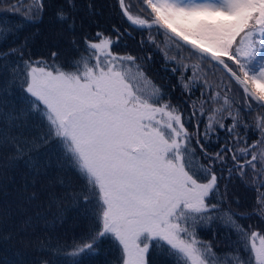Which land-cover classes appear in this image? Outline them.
I'll use <instances>...</instances> for the list:
<instances>
[{
  "label": "snow or ice",
  "instance_id": "6c2138e0",
  "mask_svg": "<svg viewBox=\"0 0 264 264\" xmlns=\"http://www.w3.org/2000/svg\"><path fill=\"white\" fill-rule=\"evenodd\" d=\"M118 3L151 43L153 31L162 32L170 47L195 57L197 63L180 65L192 77L207 65L228 83L221 78L198 108L193 101L186 119L138 57L113 51L131 32L114 25V39L83 31L95 12L89 2L81 15L77 0H63L54 12L77 52L68 67L57 51L32 58L31 37L0 50V243L23 249L0 255V264H92L100 252L116 254L111 264H264V232L240 223L252 215L264 220V114L251 143L252 125L242 116L264 113V0ZM49 6L14 0L9 10L25 15L18 28L0 22V38L42 22ZM206 76L204 87L212 89ZM206 102L214 107L201 132ZM220 131L224 142L210 152L211 134ZM17 174L21 184L10 190ZM236 178L256 193L251 212L228 200L227 184ZM72 211L81 231L69 245L51 233ZM206 228L223 229L227 238L204 240L198 230ZM27 249L36 255L29 258Z\"/></svg>",
  "mask_w": 264,
  "mask_h": 264
},
{
  "label": "trees",
  "instance_id": "16d2710c",
  "mask_svg": "<svg viewBox=\"0 0 264 264\" xmlns=\"http://www.w3.org/2000/svg\"><path fill=\"white\" fill-rule=\"evenodd\" d=\"M14 0H5L4 3H0V22L5 28L13 27L18 28L21 25V21L25 15L24 12H12L9 10L10 3ZM93 5V11L95 15L88 17L85 22L83 31L90 34H94L97 30L104 32L108 35H113L111 32L112 27L115 25L120 29L121 33L127 29L131 32V37L127 34L121 36L119 41L114 44L113 51L124 55L132 54L139 58L138 62L141 64L147 77L154 82V84L160 86L164 93L165 99H170L173 105H176L184 113L187 119L191 111L190 104L195 101L197 108L199 107L202 98L207 97L209 94H213L216 88L215 86L219 83V76L217 74H208L206 79L209 84L213 85L212 89L204 87V78L200 75L192 77V70L189 68L184 71L181 64L192 65L187 59L184 58L182 51L175 47H167L161 39L158 41V37L155 31L153 39L155 44L149 41V31L147 29H137L131 27L122 17L118 0H77V5L80 9L81 15L86 12L85 5L87 3ZM46 3L51 5L46 8L42 22L35 25L25 24L21 31L10 37L0 38V50H6L8 47L16 46L24 37H31L29 40V49L32 58H47L52 51L60 53L59 60L65 67H68V61L77 55L70 44L68 43L69 34L64 32L61 26L56 22L54 12L55 7L62 4L63 0H46ZM77 33L81 32L79 17H77ZM115 39V36L113 35ZM186 51L187 50H183ZM167 52V57H165ZM189 53V52H188ZM151 56V59L148 57ZM171 57H177L176 60ZM187 61V62H186ZM203 67V66H202ZM173 68H179L178 71L173 72ZM218 71H220L218 69ZM181 76L184 77L181 80ZM226 77V76H225ZM191 78V80H189ZM183 83L189 84V90H184L182 87ZM224 83H228L227 77ZM204 93V97H202ZM222 104V101H220ZM214 105L211 102L205 103V115L199 117L201 120L200 130L203 132L204 124L207 122V114ZM264 113L252 110L250 114L243 112L242 116L244 120L252 125L248 131V143H251L257 139L259 132L255 129V121L258 115ZM229 119L225 120V123H230ZM225 133L219 132V137L215 133L211 134V140L207 144V148L210 152L218 150L221 143L224 142ZM251 177H249L250 179ZM227 181V174L225 172V179L221 181V190L224 188V184ZM21 184L20 176L17 174L16 184L10 186L11 188L19 187ZM228 188V200L233 202L232 208L239 212H251L253 205L255 204L256 193L251 189L250 186H246L239 178L233 179L231 183L227 184ZM11 198V197H10ZM239 200V205L234 202ZM77 217L75 211L69 212L67 220L63 227L54 230L51 235L53 237H59L61 242L71 244L75 237H78L81 231L80 227H76ZM240 223L244 224L245 227L251 225L252 229L260 230L264 232V220L260 219L257 215H252L250 219H242ZM199 235L204 240H215L217 242H223L227 237L223 229H219L218 232L214 233L212 228L199 229ZM40 236L45 237L48 233L40 231ZM107 247V245H106ZM10 249V251H5ZM16 249H22V246L10 242L8 244L0 243V255H11L12 251ZM23 250V249H22ZM223 249H218L222 251ZM26 251L29 258L36 255L32 249ZM115 253L106 254L105 252L98 253L92 261V264H111V261L115 257Z\"/></svg>",
  "mask_w": 264,
  "mask_h": 264
},
{
  "label": "rangeland",
  "instance_id": "374dc122",
  "mask_svg": "<svg viewBox=\"0 0 264 264\" xmlns=\"http://www.w3.org/2000/svg\"><path fill=\"white\" fill-rule=\"evenodd\" d=\"M156 34H157V37H158V41H159V39H161L162 42L165 44V46L170 47L168 42H167V38L165 37V35L162 32L156 33ZM152 35L154 37V34H152ZM182 55H183L184 58L190 57L188 51L187 52L186 51H182ZM187 61L189 63H193V64L197 63V60L195 59V57H190V59H187ZM202 68H203V72L199 74L201 76V78L204 76V73H207V75L208 74H217V77L219 76V82H220L221 78H223V81L226 78L221 70L218 71V69L210 68L207 65H203ZM213 94H214V92H213Z\"/></svg>",
  "mask_w": 264,
  "mask_h": 264
},
{
  "label": "flooded vegetation",
  "instance_id": "af4514ba",
  "mask_svg": "<svg viewBox=\"0 0 264 264\" xmlns=\"http://www.w3.org/2000/svg\"><path fill=\"white\" fill-rule=\"evenodd\" d=\"M195 120H196V118H193L192 123L186 125L189 127L190 131L194 130L193 125L195 124Z\"/></svg>",
  "mask_w": 264,
  "mask_h": 264
},
{
  "label": "water",
  "instance_id": "95a60500",
  "mask_svg": "<svg viewBox=\"0 0 264 264\" xmlns=\"http://www.w3.org/2000/svg\"><path fill=\"white\" fill-rule=\"evenodd\" d=\"M118 5H119V3H118ZM119 9H120V7H119ZM120 12H121V10H120ZM125 20V19H124ZM129 24V23H128ZM134 28V27H133ZM138 29V28H137Z\"/></svg>",
  "mask_w": 264,
  "mask_h": 264
}]
</instances>
